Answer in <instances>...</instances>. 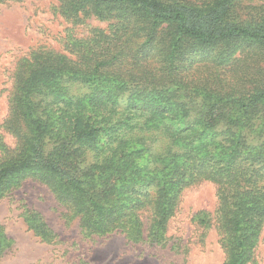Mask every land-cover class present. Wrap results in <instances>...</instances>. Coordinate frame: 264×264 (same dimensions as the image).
<instances>
[{
    "label": "trees",
    "instance_id": "trees-1",
    "mask_svg": "<svg viewBox=\"0 0 264 264\" xmlns=\"http://www.w3.org/2000/svg\"><path fill=\"white\" fill-rule=\"evenodd\" d=\"M56 2L72 25L64 49L36 47L13 71L0 128L15 142L0 132V198L31 178L83 236L120 230L161 243L182 190L211 181L221 264L254 262L264 226V0ZM76 25L87 33L75 36ZM24 209L38 237L55 239L41 213ZM10 243L0 225V255Z\"/></svg>",
    "mask_w": 264,
    "mask_h": 264
},
{
    "label": "rangeland",
    "instance_id": "rangeland-1",
    "mask_svg": "<svg viewBox=\"0 0 264 264\" xmlns=\"http://www.w3.org/2000/svg\"><path fill=\"white\" fill-rule=\"evenodd\" d=\"M56 4V0L0 3V124L8 115V96L18 60L39 46L64 49L62 37L72 25L55 12ZM87 21L95 26L106 25L95 19ZM86 33V25L73 27L75 36ZM0 132L7 144H14L10 132L3 127ZM217 205L215 185L203 180L182 190L176 211L167 223V238L161 243L133 242L120 230L83 236L77 219L65 223L63 207L49 189L27 178L0 198V225L11 239L0 255V264H221L225 252L215 224ZM24 207L41 213L57 234L55 239L43 241L28 227L21 215ZM200 211L209 213L207 224L194 218ZM143 221L145 229L148 219L143 216ZM254 258L249 264H264V226Z\"/></svg>",
    "mask_w": 264,
    "mask_h": 264
}]
</instances>
